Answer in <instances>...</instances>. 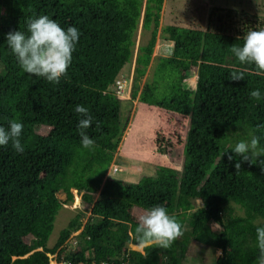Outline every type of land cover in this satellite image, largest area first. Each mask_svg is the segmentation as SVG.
I'll use <instances>...</instances> for the list:
<instances>
[{
	"label": "trees",
	"instance_id": "trees-1",
	"mask_svg": "<svg viewBox=\"0 0 264 264\" xmlns=\"http://www.w3.org/2000/svg\"><path fill=\"white\" fill-rule=\"evenodd\" d=\"M162 1L0 0V126L7 129L12 120L23 123L25 147L17 153L11 142L0 146V264H51L47 253L80 227L76 220L69 221L54 245H46L62 203L56 193L63 191L67 202L72 189L91 208L78 235L83 242L63 253L68 264H163L162 255L180 264L191 241L222 251L215 264H257L256 228L262 225L256 222L264 221V171L259 163L244 162L237 174L239 157L231 148L250 134L259 136L264 147V127L257 129L264 125V72L255 64H241L232 53L233 45L244 43L243 30L209 28L212 7L207 28L175 24L160 28V37L173 43L171 54L156 59L151 77L139 89ZM41 15L65 30L75 26L80 32L72 64L59 84L24 72L6 42L7 33H27V21ZM221 20L219 15L214 23ZM139 23L149 37L136 47L130 96L188 117L180 171L159 165L146 183L105 177L126 125L110 86L132 59ZM193 70L192 89L183 84ZM233 71L243 72L244 80L232 81ZM256 89L261 92L259 100L249 95ZM76 105L86 107L93 117L86 131L95 140L94 150L81 146ZM40 125L50 130L34 142ZM194 199H199V206L194 207ZM229 202L243 213H226ZM156 205L176 217L184 235L170 249H145V256L129 247L136 244L138 222L132 208L147 211ZM212 222L220 223L221 229L213 231Z\"/></svg>",
	"mask_w": 264,
	"mask_h": 264
},
{
	"label": "rangeland",
	"instance_id": "rangeland-1",
	"mask_svg": "<svg viewBox=\"0 0 264 264\" xmlns=\"http://www.w3.org/2000/svg\"><path fill=\"white\" fill-rule=\"evenodd\" d=\"M164 1H166L165 6L163 2L162 6L163 8L165 7L163 17L166 18V23L177 22L184 26L204 29L207 28L208 25L207 19L209 11L212 7H214L215 9L211 15V23L209 24V28L211 30L220 26L222 29L224 28L230 33H238L243 30L246 34L249 32L247 30L249 28H255L257 30L264 29V0ZM228 9L231 10L230 15L225 16ZM219 15L222 17V20L214 23L215 19ZM159 31L160 26L158 27L157 32L159 33ZM148 37L149 31L142 30L139 23L135 35L133 55L137 45L140 42L145 43ZM155 61L153 60L152 64L147 66L145 74L141 77V79H139V89L143 82L151 77ZM128 65L129 63L123 67L120 73L123 83L122 88L118 89L116 85H113V87L110 86V91L114 92L116 96L119 95L123 89L130 92L133 71L131 73V66L128 67ZM191 74H196L195 70H193V72L191 71L190 75ZM195 82L196 77L190 78V76H188L183 85H187L186 87L193 89L195 87ZM147 109L149 111L142 114L140 119H138L136 114L137 111H134V108L131 107L130 104L124 105L122 103L120 107L121 121L125 122L126 128L128 121L134 117L133 124L130 129L126 131L125 135L121 137L122 139L119 143V151L115 150L111 164L105 173V177L113 176L126 181L139 182L142 181V174H147L149 172L153 175L159 165L170 166L175 170L180 171L183 159L182 144L188 126V117L178 116L168 110H165L166 112H164V115H161V108L153 105L148 106ZM149 127L155 128V143L145 138V134L148 132V129H150ZM49 130L50 127L46 125L38 126L33 135V141L37 142L39 138L42 135L47 134ZM247 139L248 137L245 138V140ZM232 141L234 142L233 138ZM98 193L99 190L93 194V200L97 198ZM72 195L73 197L71 201L63 202L65 193L61 190L56 193L57 198L62 203L54 217L53 229L46 245L48 247H52L54 245L59 230L66 226L69 221L76 220L80 223V227L70 231L68 237L63 241V243L53 253L48 255L51 260V264L63 263L64 251L67 249L71 250L74 245H77L79 242H83L78 235L90 215L91 204L81 202L76 189H72ZM193 204L194 207L199 206V199H194ZM227 206L226 213H243L238 205L233 202H229ZM145 211V209L140 207L132 208V214L136 220L137 217ZM213 223L214 222H212L211 225H213ZM183 228L184 230H188V224L185 223ZM135 245L136 244H129V247L136 250ZM61 246L62 248L59 249ZM218 250L219 249L212 246L201 245L191 241L187 246L186 252H184V258L180 264H215V258L218 256ZM160 257L163 264H172L166 256L162 255Z\"/></svg>",
	"mask_w": 264,
	"mask_h": 264
},
{
	"label": "clouds",
	"instance_id": "clouds-1",
	"mask_svg": "<svg viewBox=\"0 0 264 264\" xmlns=\"http://www.w3.org/2000/svg\"><path fill=\"white\" fill-rule=\"evenodd\" d=\"M27 33L18 30L6 34V42L21 69L37 77L45 78L47 81L59 84L61 78L66 76L73 61V53L80 40V32L75 27L67 30L62 28L54 19L46 15L27 21ZM232 53L241 64H255L256 68L264 72V29L249 31L244 35V43L241 46L233 45ZM232 81L244 80V73L233 71ZM250 97L254 100L261 99L259 89L250 92ZM81 118L78 121V130L81 138V146L84 149L94 150L95 140L87 134V129L92 126L93 117L89 110L83 105H76L74 108ZM99 127V123H97ZM264 125H257V129ZM24 125L21 122L12 120L6 129L0 126V146H8L11 142L12 148L17 153H23L25 147L21 142ZM239 159L235 163L236 173L239 174L241 165L247 162L249 165L259 163L264 171V160L259 159L264 156V147L260 146V137L251 135L247 140H240L232 148ZM234 159L232 154L228 155V160ZM135 228L136 250L145 256V249L156 246L162 249H170L172 244L184 235L181 224L175 216L170 215L166 207L156 205L141 213L137 217ZM255 247L259 251L257 264H264V221H257ZM221 224L214 222L212 230H220ZM222 251L218 250L217 255Z\"/></svg>",
	"mask_w": 264,
	"mask_h": 264
},
{
	"label": "crops",
	"instance_id": "crops-1",
	"mask_svg": "<svg viewBox=\"0 0 264 264\" xmlns=\"http://www.w3.org/2000/svg\"><path fill=\"white\" fill-rule=\"evenodd\" d=\"M162 2L164 3V6H165V2H166V1L163 0ZM161 6H162V5H161ZM164 8H165V7H164ZM164 8H163V6H162V8H161V10H160V18H159V26H160V28H161L162 26L166 25V24H175V25L184 26V25H182L181 23H177V22H176V23H175V22L166 23V22H165L166 18L163 17V11H164ZM161 25H162V26H161ZM172 46H173L172 41L167 40V39H162V38L160 37V31H159V33L157 32V35H156V39H155L154 46H153V49H152V53H151V58H150V62H149V64L151 65L152 62H153V60L155 61L158 57L169 56V55L171 54V51H172ZM135 53H136V50L134 51L133 58L131 59V61L129 62V65H128V67L131 66V73H132V71H133ZM149 64H148V65H149ZM122 69H123V68H122ZM122 69H121V70H122ZM192 75H194V76H192ZM191 77H196V74H191V75H190V78H191ZM119 78L122 79L121 76H119ZM130 79H131V78H130ZM122 86H123V85H122ZM185 86H187V85H185ZM111 87H113V86H111ZM126 90H127V89H126ZM120 93H121V94H120ZM120 93H119V95H117L118 98H119V100H120V107H121L122 103H123L124 105H125V104H130L131 107L134 108V111H137L136 114H137V116H138V119H140V116H141L142 114L147 113V112L149 111L147 108H148V106H150V105H149V104H146V103H143V102H139V101L137 100V96H136L135 98H132V97L130 96V92H129V91L127 92V91H125V89H123ZM147 105H148V106H147ZM151 106H152V105H151ZM158 108H159V107H158ZM164 112H166L165 109L161 108V115H164ZM185 117H186V116H185ZM133 118H134V117H132L131 120L128 121V124H127L126 128L124 129V132L122 133V136H121V137H123V135H125L126 131H127L128 129H130V127L132 126V124H133ZM149 128H150V127H149ZM150 129H152V130H150ZM150 129H148V132L145 134V138H146L147 140L152 141L153 143H155V137H154V131H155L154 129H155V128H150ZM121 139H122V138H120V141H121ZM120 141H119V143H120ZM116 150L119 151V144H118ZM116 153H118V152H116ZM147 174H148V177H147V178L141 176V177H142V181H140V182H142V183H146V182L148 181L149 177H150L152 174L149 173V172H148Z\"/></svg>",
	"mask_w": 264,
	"mask_h": 264
},
{
	"label": "built area",
	"instance_id": "built-area-1",
	"mask_svg": "<svg viewBox=\"0 0 264 264\" xmlns=\"http://www.w3.org/2000/svg\"><path fill=\"white\" fill-rule=\"evenodd\" d=\"M122 80L120 79V78H118V79H116L115 80V85H116V87L118 88V89H121L122 88ZM119 91V90H118ZM118 94V93H117ZM102 264H113L112 262H109V263H107V262H102Z\"/></svg>",
	"mask_w": 264,
	"mask_h": 264
},
{
	"label": "bare ground",
	"instance_id": "bare-ground-1",
	"mask_svg": "<svg viewBox=\"0 0 264 264\" xmlns=\"http://www.w3.org/2000/svg\"><path fill=\"white\" fill-rule=\"evenodd\" d=\"M47 254L49 255L51 253H47ZM49 260H50V258H49ZM50 262H51V260H50ZM64 262H66V261H63V263H60V264H68L67 262L66 263H64Z\"/></svg>",
	"mask_w": 264,
	"mask_h": 264
}]
</instances>
